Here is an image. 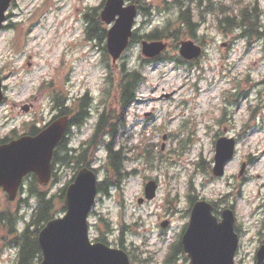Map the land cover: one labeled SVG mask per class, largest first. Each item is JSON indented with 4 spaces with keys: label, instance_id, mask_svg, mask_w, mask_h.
<instances>
[{
    "label": "rangeland",
    "instance_id": "rangeland-1",
    "mask_svg": "<svg viewBox=\"0 0 264 264\" xmlns=\"http://www.w3.org/2000/svg\"><path fill=\"white\" fill-rule=\"evenodd\" d=\"M101 1L12 0L0 30L4 92L0 137L13 128L22 133L31 121L48 122L54 115V90L70 99L87 93L90 115L81 125H71L67 134V145L80 147L91 135L98 112L118 109L114 74L125 60L144 76L134 101L124 108V125L118 133L117 145L122 146L128 175L119 186H109L108 193L96 196L89 217L90 237L103 230L102 216L112 223L109 244L118 247L122 237L132 264H189L183 255L173 263L164 259L168 246L189 221L190 186L192 194L215 203L217 215L232 207L239 235L236 262L254 264L264 238V38L249 41L237 30L220 28V2L226 3V10L235 0H203L198 7L197 0H146L152 6L149 14L139 13L135 24L139 33L175 20L181 1V7L190 4L193 19L199 22L195 35L202 54L189 65L177 61L178 51L170 45L161 59L148 61L137 42L112 63L103 49L105 39L87 37L88 23L83 17L85 9ZM259 1L264 7L263 0ZM30 103V109L23 110ZM221 136L235 139V152L224 175L215 177L211 166L215 141ZM94 155L92 166L104 180V147L98 146ZM74 172L69 162L60 163L56 182L45 189L56 192ZM149 179L157 182L156 195L139 203ZM26 193L21 196L24 200ZM21 197L10 202L0 191V210L9 209L28 219L37 198L26 199L28 205ZM164 220L169 223L162 227ZM22 224L20 220L18 228ZM4 235L0 229V264H14L17 248L7 246L11 237L4 242Z\"/></svg>",
    "mask_w": 264,
    "mask_h": 264
},
{
    "label": "water",
    "instance_id": "water-1",
    "mask_svg": "<svg viewBox=\"0 0 264 264\" xmlns=\"http://www.w3.org/2000/svg\"><path fill=\"white\" fill-rule=\"evenodd\" d=\"M12 0H0V29L7 19L6 11ZM137 16L136 5L125 4V0H106L101 11L102 20L109 25L106 32V48L113 63L121 56L132 35ZM162 40L141 41V52L153 58L167 47ZM179 54L191 60L201 54V46L193 39H182L178 43ZM0 76V102L4 93ZM28 111L30 106L23 105ZM67 116L52 119L36 134H24L0 144V188L13 200L25 175L32 172L37 181L45 185L52 173V157L57 144L65 136ZM235 139L221 136L215 142L212 174H224L226 163L235 151ZM243 162L239 175L243 172ZM98 177L88 166L80 167L65 188L63 201L65 212L48 220L39 230L37 242L41 251L38 264H130L125 249L112 247L102 241H91L88 214L97 195ZM157 182H146L144 196L152 199L156 195ZM214 206L206 199L193 202L187 226L181 236V244L190 264H236L235 255L239 235L235 231L234 211L230 207L221 210L220 216L213 212ZM168 221L160 225L165 227ZM255 264H264V241L255 253Z\"/></svg>",
    "mask_w": 264,
    "mask_h": 264
},
{
    "label": "trees",
    "instance_id": "trees-1",
    "mask_svg": "<svg viewBox=\"0 0 264 264\" xmlns=\"http://www.w3.org/2000/svg\"><path fill=\"white\" fill-rule=\"evenodd\" d=\"M131 1L135 2L143 13H148L152 6L148 4L146 0ZM163 1L165 2V0ZM201 2H203V0H197L196 6L198 7ZM181 3L182 2L179 1L180 9L175 20L167 19L162 26H155L143 33H139V28H135L130 38L129 45L139 42L142 38L148 40L159 39L170 40L171 47L176 49L177 42L182 37L195 38L197 41L198 37H196L195 33L199 22L193 19L190 4L181 7ZM224 6H226L224 2H220L218 6V11L222 14V18L218 19L219 26L222 30H237L239 36L245 37L248 40L264 38V7L261 6L259 0L249 3H241L235 0L233 6L227 4L226 10L223 9ZM87 23L86 32L89 39L94 37L105 38L106 27L99 18L92 16L91 19L87 20ZM105 54L107 55L106 49ZM177 61L192 64L191 62L182 60L179 56H177ZM109 67L110 66H108V68ZM109 73L114 74L110 68ZM114 75L116 76L114 100L118 105V109L113 108L112 111L106 112L103 110L100 112L91 135L80 147L73 149L69 147L64 140L57 146L52 158V165L69 162L76 170L83 165L90 166L95 156V149L99 144H103L106 150L105 168L107 175L104 180L98 183V191L102 193H107L109 186H119L120 182L128 174L127 171H124L125 157L123 155L122 146L117 145L118 133L119 129L124 125V108L135 99L137 88L139 84L144 81V76L141 71L137 68H130L127 66L125 60L121 62L118 71ZM108 78L114 80L112 76H108ZM56 99H58L59 102V95H56L55 100ZM84 99L86 100V97ZM115 114H118V116ZM85 118L83 120H85ZM71 124H78V122L72 120ZM39 130L40 127L36 125V123H31L27 126L26 133L35 134ZM14 132L15 130H12V133ZM14 137H17L16 133L10 138ZM7 139L8 138L0 139V143L7 141ZM58 153H60L59 156ZM30 185L31 187L37 185L34 177L30 180ZM64 189L65 186L59 189V193L52 194H48L46 191H35L34 188L30 190L32 193L36 192L35 196L37 198V203L29 219L25 222V226L20 231L17 229V223L20 217L14 215V212H10L9 209L0 210V229H2L5 234L3 237L4 242L7 236L11 237L6 245H14L18 250L15 264H35L36 261L40 259L41 254L37 242L38 231L46 221L65 210L62 203ZM191 190L189 186L188 199L190 203L197 198V195L192 194ZM56 198L57 200H55ZM58 204L59 207L56 208ZM213 204L215 205L214 202ZM187 212L189 213V209ZM99 222L101 226H103V230H101V233H99L96 239L107 243L106 233L111 231V222L104 217H100ZM122 233L123 227L121 230V234ZM119 245L123 246L122 237L119 238ZM180 255L185 257L179 235L169 246L164 261L173 263Z\"/></svg>",
    "mask_w": 264,
    "mask_h": 264
},
{
    "label": "flooded vegetation",
    "instance_id": "flooded-vegetation-1",
    "mask_svg": "<svg viewBox=\"0 0 264 264\" xmlns=\"http://www.w3.org/2000/svg\"><path fill=\"white\" fill-rule=\"evenodd\" d=\"M104 1L102 0L97 7L85 9L83 12V17L85 20H89L94 16L95 18H101L99 14V9L102 8ZM86 97V100L84 99ZM55 99V98H53ZM32 105V103H30ZM88 97L86 94H82L79 97L70 99L67 95L65 97H60L53 101L51 105L54 115H66L70 120L78 122L81 115L86 111H89ZM19 192V191H18ZM21 192V191H20ZM30 193V192H29Z\"/></svg>",
    "mask_w": 264,
    "mask_h": 264
}]
</instances>
